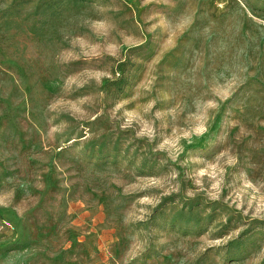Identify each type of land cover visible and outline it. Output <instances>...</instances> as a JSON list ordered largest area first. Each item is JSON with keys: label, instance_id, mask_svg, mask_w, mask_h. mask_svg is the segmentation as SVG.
<instances>
[{"label": "rangeland", "instance_id": "obj_1", "mask_svg": "<svg viewBox=\"0 0 264 264\" xmlns=\"http://www.w3.org/2000/svg\"><path fill=\"white\" fill-rule=\"evenodd\" d=\"M0 264H264V0H0Z\"/></svg>", "mask_w": 264, "mask_h": 264}]
</instances>
